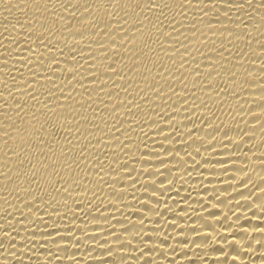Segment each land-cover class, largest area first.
<instances>
[{
  "label": "bare ground",
  "instance_id": "obj_1",
  "mask_svg": "<svg viewBox=\"0 0 264 264\" xmlns=\"http://www.w3.org/2000/svg\"><path fill=\"white\" fill-rule=\"evenodd\" d=\"M86 1L0 0V264H264V0Z\"/></svg>",
  "mask_w": 264,
  "mask_h": 264
},
{
  "label": "rangeland",
  "instance_id": "obj_2",
  "mask_svg": "<svg viewBox=\"0 0 264 264\" xmlns=\"http://www.w3.org/2000/svg\"><path fill=\"white\" fill-rule=\"evenodd\" d=\"M81 1H83V0H81ZM90 0H87L86 2H87V4L86 3H84V5H86V6H89V7H87L88 9H90V10H92L91 8H93L96 12H97V10H99V4L101 5V4H105L104 2H103V0L101 1V3H100V1H98V0H91L90 2H89ZM96 1H97V3H96ZM174 1H176V0H174ZM178 1V0H177ZM176 1V2H177ZM84 2H85V0H84ZM94 2V3H93ZM99 2V3H98ZM103 2V3H102ZM130 2V3H129ZM179 2V1H178ZM126 3V4H125ZM125 3H123L122 4V6H121V4L119 5L120 6V9H122L123 11H124V7H127L128 8V6H127V4H129V9H131V6H132V10H136L137 11V9L140 7L139 5L140 4H138L139 2L138 1H136V0H134V4H133V0H128V2L126 1ZM98 4V5H97ZM178 3H174V2H171V8H178L179 6L177 5ZM92 5H93V7H92ZM96 5V6H95ZM124 5V6H123ZM135 5V6H134ZM138 5V6H137ZM97 6H98V9H97ZM102 6H106L105 8H107V5L105 4V5H102ZM137 6V7H136ZM174 6H176V7H174ZM126 8V9H127ZM97 9V10H96ZM150 33V34H149ZM149 33H147V36L145 35V42H150V41H152V35H151V32H149ZM149 34V35H148ZM148 40V41H147ZM240 46V45H239ZM151 61V63H152V60H150ZM150 61H146L147 62V66H148V64H150V63H148V62H150ZM88 108V107H87ZM90 109V108H89ZM91 110H93V108H91L90 110H88V112H87V114L90 112H92L91 114L89 113L88 115L90 116V115H92L94 112L96 113V111H97V109L95 108L93 111H91ZM94 113V114H95ZM89 116H86V119H88V117ZM48 125H46V127H48V128H50L49 130H51L52 132H53V138H56V140L57 141H60L61 140V138L63 137V128H61V126H60V124L57 122L56 124L53 122V121H51V119H47V122H46ZM40 126H42L41 124H39ZM39 126V127H40ZM62 130V131H61ZM60 134V135H59ZM60 137V138H59ZM37 153H34L33 154V157H31V158H29V160H28V165H27V167H26V169H25V171H24V173H26L25 175L26 176H28V177H31V178H33V175L35 176V173H37L36 171H37V164L39 163V162H41V160L43 159V158H41V157H43V156H39L38 154H37V156H35ZM38 158V159H37ZM41 159V160H40ZM36 161H39L38 163L36 162ZM34 164H36V165H34ZM33 167L35 168V171L33 172ZM33 174V175H32ZM37 180H38V182H37ZM34 181V182H33ZM33 181H32V184H33V189H35L36 191H38V192H40L39 190H41L42 191V189H45L46 187H50L51 185H52V183H54V182H52V181H54V180H47V181H45V180H40V179H34L33 178ZM43 181V182H42ZM49 181V182H48ZM48 182V183H47ZM43 183H47V185L46 184H43ZM49 183H50V185H49ZM39 184H40V186H39ZM38 185V186H37ZM46 185V186H45ZM36 186V187H35ZM38 188H39V190H38Z\"/></svg>",
  "mask_w": 264,
  "mask_h": 264
}]
</instances>
